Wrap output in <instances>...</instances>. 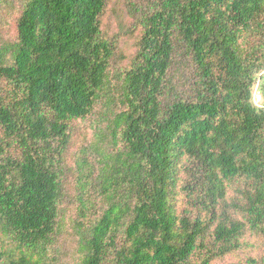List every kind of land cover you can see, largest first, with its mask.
Instances as JSON below:
<instances>
[{"label": "trees", "instance_id": "obj_1", "mask_svg": "<svg viewBox=\"0 0 264 264\" xmlns=\"http://www.w3.org/2000/svg\"><path fill=\"white\" fill-rule=\"evenodd\" d=\"M261 74L264 0H22L0 38V264H58L69 201L79 264H264Z\"/></svg>", "mask_w": 264, "mask_h": 264}, {"label": "rangeland", "instance_id": "obj_2", "mask_svg": "<svg viewBox=\"0 0 264 264\" xmlns=\"http://www.w3.org/2000/svg\"><path fill=\"white\" fill-rule=\"evenodd\" d=\"M22 0H0V38L2 40L11 39L15 35L16 20L19 15L20 5ZM111 31H115V22L111 20ZM101 105L98 106L97 111ZM98 115H92L88 120L77 123V131L74 134L70 157L74 155L82 146L91 144L96 141V133L98 132L100 123ZM73 190L71 185L69 192ZM77 218L75 207L72 202L64 204L63 216L60 222V227L56 233L54 244L52 247V255L57 260L58 264H79L80 251L78 243L80 235L77 234L74 220ZM228 264V263H216Z\"/></svg>", "mask_w": 264, "mask_h": 264}, {"label": "clouds", "instance_id": "obj_3", "mask_svg": "<svg viewBox=\"0 0 264 264\" xmlns=\"http://www.w3.org/2000/svg\"><path fill=\"white\" fill-rule=\"evenodd\" d=\"M264 75V74H261ZM250 80L253 83H260L264 84V80L258 79L257 77H251ZM264 94V88H260L256 91L255 95L252 93V84H249L248 88V94L245 97V103L249 106L251 110H253L256 113H260L261 111H264V104L261 103V95Z\"/></svg>", "mask_w": 264, "mask_h": 264}]
</instances>
